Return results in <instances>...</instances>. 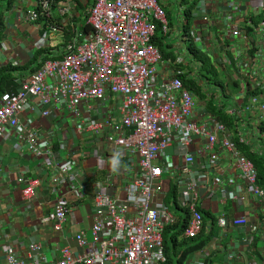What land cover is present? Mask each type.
I'll use <instances>...</instances> for the list:
<instances>
[{"label":"built area","instance_id":"1","mask_svg":"<svg viewBox=\"0 0 264 264\" xmlns=\"http://www.w3.org/2000/svg\"><path fill=\"white\" fill-rule=\"evenodd\" d=\"M30 1L34 10L25 11L21 20L38 26L41 18L48 32L40 46L50 50V58L26 79H17L16 91L0 95V139L17 134L19 145L38 163V171L46 169L47 188L55 195L54 230H60L70 210L61 191L81 193L82 189L70 186L73 162L54 158L51 138L55 134L20 123L26 108L51 117L49 108L63 107L74 118L78 133L99 135L109 128L116 145L126 148L137 174L123 183V199L102 189L95 194L91 239L82 231L73 237L80 252L62 247L57 262H49L40 244L30 243L28 260L13 247L6 248V264H162L163 231L174 221L165 204L157 202L165 180L170 176L181 189L178 203L190 216L183 236L195 238L203 228L201 177L224 168V159L234 168V184L239 180L253 199L264 203V192L255 184L256 168L240 149L245 146L259 154L264 150V0L248 7L246 0H199L188 33L184 9H179L178 24L172 30L157 0H61L54 9L53 0ZM84 24L90 27L86 34ZM157 25L163 37L176 40L172 61L165 60L153 43ZM65 34L70 37L68 43L63 40ZM54 39L58 45L51 46ZM191 41L199 53H215H210L209 65L227 80L215 92L201 77L203 63L188 48ZM159 66L167 72L165 76L158 74ZM183 78L195 83L198 96ZM115 99L122 101L118 123L110 116L81 118L80 107H110ZM96 109L91 108L92 114ZM218 112L230 117L233 131L220 121ZM196 142L201 145L199 166L197 150L191 148ZM169 147L175 153H168ZM173 156L181 160L175 167ZM231 179L228 182L233 183ZM215 181L224 189L222 179ZM16 182L27 202L41 185L37 176H19ZM230 195L233 201L243 199L234 192ZM218 222L224 226V217ZM246 222L237 217L231 224L245 226Z\"/></svg>","mask_w":264,"mask_h":264},{"label":"crops","instance_id":"2","mask_svg":"<svg viewBox=\"0 0 264 264\" xmlns=\"http://www.w3.org/2000/svg\"><path fill=\"white\" fill-rule=\"evenodd\" d=\"M157 1L168 13L175 8L176 0L173 3L169 0ZM30 2V0H12L10 9L3 12L6 31L5 39L0 43V68L7 65L22 68L31 61L34 51L42 48L41 41L43 42L42 38L48 29L43 27L41 18L38 26L32 23L26 24L21 20L23 13L29 10ZM259 3L260 0H246L245 2L246 7L249 4L254 6ZM177 8H183L181 2H178ZM226 10L224 6V15ZM234 20L244 19L234 18ZM224 28L226 29L225 25ZM159 34L161 35L160 32ZM165 38L169 41L172 39L168 36ZM175 43L176 41L174 43L171 41L170 49L162 47L165 60L169 53L171 56L168 59L174 60ZM56 45H58L57 40H52L51 46ZM210 53L215 55L213 51L198 52L195 57L198 60L203 57L206 60L205 63L209 64L212 59V56H209ZM219 56H216L217 60L220 59ZM204 65L203 63V67ZM158 74L165 76L167 72L159 66ZM18 75L16 74L15 77ZM110 105V107H97V109L95 105L91 106L96 109L95 115L92 114L91 108L82 106L80 107L81 118L88 120L89 117L101 119L103 116L104 118L110 116L113 123H118L121 120L122 101L115 99ZM49 109L52 116L43 117L40 110L29 111L26 108L19 117L20 123L28 127L39 128L44 133L53 132L55 134L51 138L54 158L57 162L63 161L64 158L73 162L70 173L73 184L71 183L70 186L75 185L76 188L82 190L81 193L70 192V190L61 191L62 198L67 202L70 210L61 223L60 230H54L55 195L47 188L48 176L44 173L46 169L38 171V163L32 161L24 146L19 145L17 134L10 133L1 138L0 264H6L4 250L8 247H13L23 260H28L30 243L40 244L41 252L49 262H57L59 250L62 247L70 248L73 253L80 252L73 237L75 233L82 231L86 233L87 238L91 239V227L96 210L95 194L102 189V193L123 199L126 197L123 183L137 174V167L129 158L126 148L116 145L109 128L101 131L99 135L78 133L75 131L74 118L63 107ZM200 147V142L191 146L192 150H197L198 153L197 166L202 162L198 150ZM166 151L170 154L175 153L174 148L171 147ZM172 162L175 167L181 160L173 156ZM224 166V168L212 169L208 176L201 177L199 208L209 212L214 217V221L207 218L201 238L209 236L210 239L202 248L191 252L184 264H264V203L253 199L239 180L234 184V180L231 179L234 177V168L230 166L228 160L224 159ZM19 176L25 178L37 176L40 179V187L35 190L34 196L28 202L23 198L21 186L16 182ZM217 178L222 179L224 189L219 188L220 186L215 181ZM229 179L233 183L228 182ZM170 182H175V180L168 176L164 182V193L159 196L157 202L164 203L167 210L173 213L174 221H176L178 217H181L179 215L181 212H173V206L168 199ZM179 190L181 189L177 187V195ZM232 192L236 196L241 195L243 199L233 201V198H229ZM222 215L225 219L224 226L218 222ZM237 217L246 218V225L243 227L232 225V219ZM173 230L176 228H171L166 236L169 237ZM184 238L183 235L178 236L177 241ZM194 244L190 242L187 247Z\"/></svg>","mask_w":264,"mask_h":264},{"label":"trees","instance_id":"3","mask_svg":"<svg viewBox=\"0 0 264 264\" xmlns=\"http://www.w3.org/2000/svg\"><path fill=\"white\" fill-rule=\"evenodd\" d=\"M60 1L61 0H53L52 4H51L52 9L59 6ZM198 1L199 0H190L189 3H185L184 0L181 1L182 6L184 8L185 17L187 20V25L185 27V32H187V33L190 31V28L193 24L192 10ZM11 4H12V0H0V43L2 40L5 39V31H6V26L4 25V22H3V17H4L3 12L8 11L11 7ZM78 7H81V6H78ZM165 13H166V16L168 19V12L165 11ZM85 16H84V20H86ZM159 28H160V26L157 25V30H156V34L153 38V43L159 48L162 55H164V53L162 51V47L170 49L171 48V41H169L165 37H163L162 34L160 35L159 33H157V31H159ZM82 31H84V33L86 34L90 31V27L88 25L84 24V26H82ZM69 39H70V37L65 34V37L63 39L64 42L68 43ZM188 48L194 53V55H197V53L199 52L195 48V46L193 45L192 41L190 42V45ZM170 56H171V53H169V55L166 56V59H168V57H170ZM49 58H50V50L48 48H39V49H36L34 51L31 61L26 66H24L22 68H19V67L16 68L15 66H11V65L1 67L0 68V95L2 93H5V92L16 91V88L18 86L17 85L18 83L16 82V80L17 79L24 80L28 76L32 75L33 73H35L40 68V65L44 61L48 60ZM200 60L202 61V63L205 64L204 68L201 70V77L203 79L209 81V79L207 78L208 77L207 68L213 69V67H211L209 64H207V62L205 63L206 60L203 57L199 58V61ZM16 74H19V75L17 77H15ZM183 80H184L185 86L187 88H189L190 90H195V92L197 93V96H198V94L200 93V89L195 86V83H193L192 81L186 80L185 78H183ZM231 88H232V92H233L235 90V88L234 87H231ZM6 90H8V91H6ZM218 116L220 118V121L223 124L227 125L233 131L234 125L231 124L230 117L228 115H226L225 113H222V112H218ZM261 129L264 130V123L261 126ZM234 131H236V130H234ZM231 135L235 139L236 134L233 132V133H231ZM236 142H237V140H236ZM240 149L253 162L254 167L256 168V171H257V177H256L255 184L260 189H262L264 192V150L261 154H259V153L249 152L248 147L246 148L245 146H240ZM168 187L170 188V190L168 192L170 197H168V199L170 200V204H172V206H173V212H175V211L181 212V213H179V215H181V217H178V219L176 221H173V223L165 226V229L163 231V237H162L163 238L162 251H163V257H164V261L162 264H184L188 255L191 252L202 248L209 241L210 238H209V236L208 237L206 236L205 238L202 239L201 235L203 234V230H201L200 234L197 235L195 238H184L181 241H177L178 236H182L184 234L186 228L188 227V224L190 221V216L188 213L189 211L186 208H184V206H182V204L179 205V203H178L177 184L175 182H170ZM164 188H165V185H164ZM199 211L202 215L203 226L206 223L207 218H210L212 221H214V217L211 214H209V212L203 211L201 209ZM182 214L184 216H182ZM171 215L173 216V213H171ZM182 217H183V219H179ZM222 217H224V216L222 215ZM173 219H174V216H173ZM173 227L176 228V230H173L172 233L170 232L169 237L166 236L167 235L166 233H169L170 229ZM187 240H189V241H187ZM190 242L195 243V244L188 248L187 244H190ZM196 242H198V243H196ZM179 246H184V247H179Z\"/></svg>","mask_w":264,"mask_h":264},{"label":"rangeland","instance_id":"4","mask_svg":"<svg viewBox=\"0 0 264 264\" xmlns=\"http://www.w3.org/2000/svg\"><path fill=\"white\" fill-rule=\"evenodd\" d=\"M171 3L174 2V0H169ZM185 3H189L190 0H184ZM178 2H181V0H176L175 1V8L171 9L168 13V25L172 30H175L177 24H178V16H179V8H177L178 6ZM34 7L31 5L29 8V11H33ZM82 21V20H81ZM157 33H159V31H157ZM171 41H173V43L176 41L174 40L173 37H171ZM174 55H176V49L174 51ZM208 79H209V84L211 85V91L215 92L219 87H223L225 84H227V80L226 77L223 73L219 72L217 69L213 68V69H208ZM210 103L212 104L213 101L210 100ZM209 102L207 103V106L210 110H212V105Z\"/></svg>","mask_w":264,"mask_h":264},{"label":"clouds","instance_id":"5","mask_svg":"<svg viewBox=\"0 0 264 264\" xmlns=\"http://www.w3.org/2000/svg\"><path fill=\"white\" fill-rule=\"evenodd\" d=\"M158 2V1H157ZM165 11V10H164ZM263 125V124H262Z\"/></svg>","mask_w":264,"mask_h":264}]
</instances>
